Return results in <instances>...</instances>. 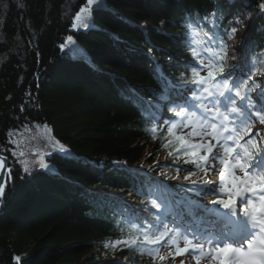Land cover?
Listing matches in <instances>:
<instances>
[{"label":"trees","instance_id":"obj_1","mask_svg":"<svg viewBox=\"0 0 264 264\" xmlns=\"http://www.w3.org/2000/svg\"><path fill=\"white\" fill-rule=\"evenodd\" d=\"M262 3L100 0L91 26L73 28L87 0H0V152L10 167L0 264H119L116 259L130 252L141 255L111 244L152 228L127 222L122 207L108 204L98 190L136 189L141 175L123 165H148L160 151L175 161L186 156L177 151L179 141L162 146L174 139L167 119L157 122L146 109L157 100L174 112L155 69L185 85L181 74L190 76L199 63L189 48L220 47L205 32L227 45L228 66L264 69ZM186 12L192 30L182 23ZM153 125L156 133L148 131Z\"/></svg>","mask_w":264,"mask_h":264},{"label":"snow or ice","instance_id":"obj_2","mask_svg":"<svg viewBox=\"0 0 264 264\" xmlns=\"http://www.w3.org/2000/svg\"><path fill=\"white\" fill-rule=\"evenodd\" d=\"M99 3L100 0H87V6L81 7L73 17L72 27H90L92 11L94 7H99ZM260 8L264 9V3ZM190 15V12H186L182 20L186 30L194 29V25L189 20ZM212 15H219V10ZM236 23L240 24L241 21L237 19ZM235 32L236 28H232L228 35H234ZM204 35L209 39H219L220 47L215 51L209 48L203 49L205 53H209L207 64L204 63L205 57L201 52L195 47L189 48L192 57L199 61V67H192L190 76L181 74L185 84L194 86L188 89L192 92L191 100L184 99L182 104L170 109L174 111L176 117L182 119L166 122L168 134L174 139L168 140L162 146L168 147L174 141H179L184 155L189 157L185 163H193L205 174L223 165L220 171L219 189L214 187L212 181L193 180L189 190L201 194L206 191L217 196L226 195L227 199H217L213 204L226 209V217L235 218L228 221L232 226L228 230L198 231L191 224L186 227L174 224L172 228L165 224L163 229L159 226H153L152 229H137V234H130L122 241L112 242L111 246L115 247L116 244L123 243L141 255L147 252L148 256L155 260L160 249L159 247L153 249L151 246L167 241L169 248H175V255L189 253L196 264H201V260L205 259L214 261L215 264H264V135H261L264 129L258 130L244 140V137L252 132L256 121L259 125H264V104L257 107L250 95L254 90L259 89V95L264 96V87L253 78L258 72L264 75V69H257L254 64L247 65L237 74V65L228 66L226 63L227 45L224 41L215 33L209 36L205 32ZM71 40L72 38L68 37V41ZM192 43H206V41H192ZM227 67H230L231 71L226 72ZM203 70H206L205 75H201ZM244 76H247V79H244ZM177 129H190V131L186 135H180ZM157 130V126L153 125L148 131L156 133ZM192 137H199L203 142H193ZM153 139H156L155 135ZM214 149H221L222 152ZM60 151L67 152L63 146H60ZM13 155L23 156L24 153L13 152ZM3 160L4 158L0 157V169L3 167ZM211 161H218L219 165L212 164ZM19 162L23 164L24 171L28 172L27 161ZM40 167H45L43 162L40 163ZM236 170L243 175H236ZM3 174V171H0V176ZM3 191L4 185L0 184V195H3ZM238 198L239 207H237ZM153 206L156 207L155 201ZM201 213L225 218L215 207L206 206L193 212V218L202 219ZM213 223L215 225L216 221ZM132 227L136 229V225ZM153 231L155 235L152 234ZM141 236L143 240L140 239ZM181 242L183 247L180 246ZM105 247H109V244L106 243ZM170 256H173L171 251L168 256H159V259L164 261ZM180 264H185V261L181 260Z\"/></svg>","mask_w":264,"mask_h":264},{"label":"rangeland","instance_id":"obj_3","mask_svg":"<svg viewBox=\"0 0 264 264\" xmlns=\"http://www.w3.org/2000/svg\"><path fill=\"white\" fill-rule=\"evenodd\" d=\"M196 49L205 57L204 63L207 64V57L209 53H205L200 44L196 45ZM241 69V67H237V74H239ZM201 73L205 75L206 70H203ZM255 78H259L261 81V86L264 87V75L257 74ZM169 90L175 92L170 96L169 99L173 101L172 103L176 102L177 104H182L184 99L191 100V96H187L185 94L186 89L184 90L175 87L174 89L169 88ZM179 93L180 95L183 93V95H181V101L177 97ZM197 95H199V93H197ZM250 95H252L253 101L256 103L257 107H259L261 104H264V96L259 95V89L254 90L252 93H250ZM204 102L207 103V101ZM154 103H156V101H154ZM157 114L160 119L163 118L166 114L165 109L161 108V113ZM166 117H168L170 121L182 119L180 117H176L174 114L168 116L166 115ZM261 129H264V125H259L258 121H256L255 126L252 128V132L249 133L248 136L244 137V140H247ZM178 131L180 133L187 134L190 129H178ZM261 135H264V132H261ZM192 141L203 142L200 141L199 137H192ZM212 142L214 143V141ZM214 151L222 152L221 149H214ZM201 154H203V152H201ZM188 159L189 158H181L175 161L170 159L163 151H160L157 154L156 160L151 163V165H136L142 168V174L144 175V188L138 187L137 193L135 195L133 191H128L126 195L119 196L126 205L125 216L127 215V220H131L129 216L136 219L144 218L143 220L148 222L150 226H159L160 229H163L165 224L169 228H172L174 224L185 225V221L187 222L189 220H193L192 213L194 212V208L191 207L192 204L194 205L193 201L206 204L210 200L216 198L217 195H213L210 192L205 191L201 194L196 191H190L189 189L191 187V181L193 180L212 181L214 182V187L219 189L221 179L220 171L223 169V165H219L218 161H211L210 163L218 164L219 166L216 167L214 171H209L207 174H205L204 171L197 169L193 163H185V161ZM236 175L239 176L238 173H236ZM185 177H189V179L186 180ZM116 195L118 196L117 193ZM153 201H155L156 207L153 206ZM183 201L185 202L184 204L188 205L185 206L184 204H181ZM177 207H181L180 212H182V215L185 217L182 220L178 219L176 216L173 217L172 211L176 210ZM169 208L171 209V212H169ZM189 208L192 210L191 212ZM141 209H143L144 212H139ZM176 211L178 212L179 210ZM175 218L177 219V223H175ZM197 223L201 225L200 222H196L194 226L196 225L197 227ZM195 229H198V227ZM200 229H204V227H201ZM180 246L183 247V242H181ZM155 247H159L160 249L155 260L150 259L148 256H137L136 254H131L129 256L120 258L119 262L121 264H180L181 260H183L185 261V264H196L195 259L189 253L175 255V248H169L167 241H162L160 245H155ZM170 251L173 253V256L168 257V259L164 261L159 259V256H168Z\"/></svg>","mask_w":264,"mask_h":264},{"label":"bare ground","instance_id":"obj_4","mask_svg":"<svg viewBox=\"0 0 264 264\" xmlns=\"http://www.w3.org/2000/svg\"><path fill=\"white\" fill-rule=\"evenodd\" d=\"M236 173H238L239 174V176H242L243 174L242 173H240L239 172V170H236ZM217 199H227V196L226 195H220V196H217L216 198H214V199H212V200H210L208 203H206V204H202V203H200V205L204 208L205 206L207 207V208H213V207H215L216 209H218L219 210V213L221 214L222 212V215H224L225 217H226V213H227V210L226 209H224L222 206H220V205H214L213 204V201H215V200H217ZM184 205H188V204H184ZM204 205V206H203ZM240 205H239V198L237 199V207H239ZM181 211V209H179V211L178 212H176V217L178 218V219H184L185 217L182 215V212H180ZM139 212H144V210L143 209H141V210H139ZM175 212H174V214H173V217L175 216ZM180 212V213H179ZM196 212H197V210H196ZM201 215H202V217L204 216V213H201ZM206 218H208L211 222H213V221H216V223H215V225H214V223H210V225H207V226H209V231H214V230H218V229H225V230H228V229H230L231 228V224L230 223H228V221L229 220H234V218L233 217H226V218H224V219H221V217L220 216H210V215H208V216H206ZM176 219V218H175ZM192 221L191 220H189V221H185V225H181V226H187L188 224H191L193 221H194V218L192 217ZM195 220H197V221H199V222H201V221H203L204 219H195ZM201 220V221H200ZM209 222V221H208ZM208 222H206L205 224H208ZM175 223H177V219H176V221H175ZM201 224H203V223H201ZM205 248H207V245H205ZM201 264H215V262L214 261H211V260H207V259H205V260H201Z\"/></svg>","mask_w":264,"mask_h":264},{"label":"water","instance_id":"obj_5","mask_svg":"<svg viewBox=\"0 0 264 264\" xmlns=\"http://www.w3.org/2000/svg\"><path fill=\"white\" fill-rule=\"evenodd\" d=\"M0 157L4 158L3 167H2V169H0V171H3L4 174L2 176H0V184L4 185V190H5L7 175L10 171L9 159H8V156L6 154H3L1 152H0ZM3 197H4V191H3V195H0V213H1V208H2Z\"/></svg>","mask_w":264,"mask_h":264}]
</instances>
